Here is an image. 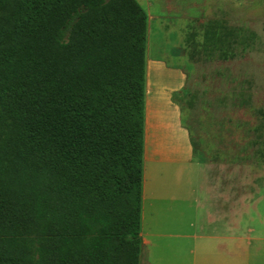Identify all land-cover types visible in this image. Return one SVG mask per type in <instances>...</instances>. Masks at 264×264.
<instances>
[{
    "label": "trees",
    "instance_id": "obj_1",
    "mask_svg": "<svg viewBox=\"0 0 264 264\" xmlns=\"http://www.w3.org/2000/svg\"><path fill=\"white\" fill-rule=\"evenodd\" d=\"M0 8V264H140L146 12Z\"/></svg>",
    "mask_w": 264,
    "mask_h": 264
},
{
    "label": "rangeland",
    "instance_id": "obj_2",
    "mask_svg": "<svg viewBox=\"0 0 264 264\" xmlns=\"http://www.w3.org/2000/svg\"><path fill=\"white\" fill-rule=\"evenodd\" d=\"M137 2L147 14L145 81L152 76L149 83L153 96H161V114L171 115L172 122L169 117L165 121L168 129L176 130L180 123L187 129L196 159L245 167L249 173L256 164L264 165V0ZM6 11L0 8V20ZM235 29L239 38L232 39ZM174 138L166 147L184 153L185 141L177 134ZM178 166L158 165L170 170ZM179 187L176 196L182 201ZM258 205L264 214V191ZM191 207L180 202L166 220H148L147 225L165 234L188 232L190 221L175 220L182 213L180 218L207 226L200 219L204 211L198 209L197 216ZM254 214L252 204L246 215L253 219ZM249 224L262 228L254 219ZM159 243L160 264H173L167 257L173 251L163 248L165 241Z\"/></svg>",
    "mask_w": 264,
    "mask_h": 264
},
{
    "label": "crops",
    "instance_id": "obj_3",
    "mask_svg": "<svg viewBox=\"0 0 264 264\" xmlns=\"http://www.w3.org/2000/svg\"><path fill=\"white\" fill-rule=\"evenodd\" d=\"M149 80L145 81L140 264H160L159 241L173 251L167 256L173 264H264V214L258 208L263 199L264 165L256 164L249 173L245 167L196 159L187 129L181 123L177 131L166 126V117L172 122L171 115L161 114V96H153ZM175 132L186 143L182 154L166 147V142L175 139ZM148 162L150 168H146ZM161 163L181 166L170 170L158 167ZM178 186L184 190L185 200L177 198ZM180 202L193 205L197 216L202 209L205 214L200 219L208 225L196 226L189 217L180 218L181 213L175 220L190 221L188 232L165 234L148 227V220L154 224L166 220ZM252 204L253 219L260 222L261 229L246 225L253 221L246 215ZM192 214L196 216L194 209Z\"/></svg>",
    "mask_w": 264,
    "mask_h": 264
}]
</instances>
